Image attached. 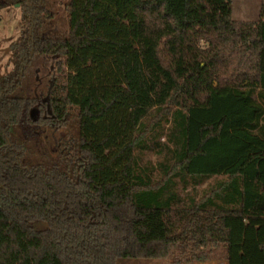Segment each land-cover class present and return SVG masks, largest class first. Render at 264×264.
Masks as SVG:
<instances>
[{
  "label": "trees",
  "instance_id": "1",
  "mask_svg": "<svg viewBox=\"0 0 264 264\" xmlns=\"http://www.w3.org/2000/svg\"><path fill=\"white\" fill-rule=\"evenodd\" d=\"M45 2L0 0L22 14L0 76V264H264V4L240 22L66 0L54 30ZM36 59L68 73L33 79ZM215 177L179 206L178 182Z\"/></svg>",
  "mask_w": 264,
  "mask_h": 264
},
{
  "label": "rangeland",
  "instance_id": "2",
  "mask_svg": "<svg viewBox=\"0 0 264 264\" xmlns=\"http://www.w3.org/2000/svg\"><path fill=\"white\" fill-rule=\"evenodd\" d=\"M46 7L56 13L54 18V30L66 28L68 26L67 14L65 11L66 0H45ZM264 0H192L188 16L191 18H231L240 22H258L260 20L261 8ZM22 14L20 7H11L0 10V76L8 74L13 68L12 44L18 40L21 33ZM67 72L64 67L59 71L55 67V61L36 59L32 66L31 78H42L51 74L52 76H63ZM162 129L167 134L169 124H163ZM166 138L163 136L161 143H165ZM140 167L153 177L154 180L163 179V169L161 164L165 161L163 156H158L154 152L145 151L139 154ZM222 177H215L208 180L201 186L190 185L184 188L178 182L176 188L177 194L181 199L179 206H185L190 203L191 198L200 199L204 194L214 187ZM220 250L216 257L221 261ZM131 264H170L167 260H131ZM216 262L215 264H217ZM56 264H60L58 261ZM197 264V263H191ZM211 264V263H210ZM218 264H222L221 262Z\"/></svg>",
  "mask_w": 264,
  "mask_h": 264
}]
</instances>
